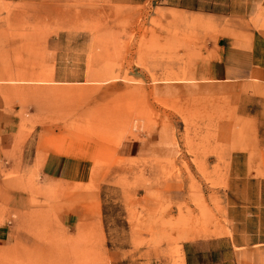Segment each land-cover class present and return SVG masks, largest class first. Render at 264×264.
<instances>
[{
  "label": "rangeland",
  "instance_id": "obj_1",
  "mask_svg": "<svg viewBox=\"0 0 264 264\" xmlns=\"http://www.w3.org/2000/svg\"><path fill=\"white\" fill-rule=\"evenodd\" d=\"M0 105L33 194L0 264H192L264 211V0H0Z\"/></svg>",
  "mask_w": 264,
  "mask_h": 264
},
{
  "label": "crops",
  "instance_id": "obj_2",
  "mask_svg": "<svg viewBox=\"0 0 264 264\" xmlns=\"http://www.w3.org/2000/svg\"><path fill=\"white\" fill-rule=\"evenodd\" d=\"M0 105V172L2 168L21 166L25 161L26 141L17 138L16 120ZM149 143H121L119 155L145 156L152 153ZM235 156H231V165ZM49 166L48 163L45 164ZM6 187V188H5ZM3 191V192H2ZM6 183L0 179V242L7 239L8 211L32 208L33 194L9 198ZM230 234L210 237L206 241L186 242L184 254L192 264H264V211H237L228 208Z\"/></svg>",
  "mask_w": 264,
  "mask_h": 264
}]
</instances>
